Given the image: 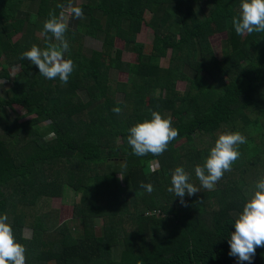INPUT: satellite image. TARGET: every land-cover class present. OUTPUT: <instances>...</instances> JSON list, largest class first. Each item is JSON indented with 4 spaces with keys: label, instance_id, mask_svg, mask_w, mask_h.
Listing matches in <instances>:
<instances>
[{
    "label": "trees",
    "instance_id": "obj_1",
    "mask_svg": "<svg viewBox=\"0 0 264 264\" xmlns=\"http://www.w3.org/2000/svg\"><path fill=\"white\" fill-rule=\"evenodd\" d=\"M28 1L27 18L20 0H0V54L5 66L21 67L0 98V215L7 214L25 247L26 264H238L227 240L264 177V141L254 137L264 136V32L235 33L231 20L241 0H73L83 18L71 16L65 33L64 55L74 63L67 84L20 58L33 44L44 48L42 36L30 35L26 46L10 39L27 25L43 29L49 13L59 17L68 0ZM145 11L153 33L149 54L136 42ZM212 25L225 34L220 58L209 42ZM116 38L136 54L135 63L121 59ZM118 73L127 75L125 82ZM0 77L9 78L7 70ZM14 106L32 119L17 123L5 113ZM152 111L170 117L179 135L160 156H136L128 129ZM224 131L240 132L247 142L238 146L231 171L207 191L194 168ZM151 163L157 172H150ZM178 166L199 189L183 205L168 191ZM142 182L154 190L146 192ZM68 190L79 201L72 203L73 219L58 225L46 201L64 202ZM252 264H264V248Z\"/></svg>",
    "mask_w": 264,
    "mask_h": 264
},
{
    "label": "clouds",
    "instance_id": "obj_2",
    "mask_svg": "<svg viewBox=\"0 0 264 264\" xmlns=\"http://www.w3.org/2000/svg\"><path fill=\"white\" fill-rule=\"evenodd\" d=\"M67 15L80 19L83 18V11L74 6L73 0H68ZM231 24L237 35L264 32V0H241L239 13L232 17ZM67 30L65 13L57 17L50 12L40 33L46 46L41 48L33 44L29 50L21 53L20 58L28 59L46 79L58 78L62 84H67L74 70L73 61L64 55L69 49L65 39ZM53 39L56 42H51ZM112 111L119 115L121 109L115 107ZM128 133L127 142L136 156H160L179 135L178 130L172 127L171 118H164L157 111L151 112V119H144L130 127ZM246 142V137L240 132L224 131L217 134L214 146L209 149L203 164L194 168L202 188L214 190L216 183L225 172L231 171L232 164L239 158L238 146ZM119 178L123 179L122 176ZM189 180L183 167H175L170 173L171 187L168 191L179 197L182 205L185 195L192 196L199 191ZM139 187L148 193L154 190L151 184L143 182ZM232 228L234 231L227 240L230 249L228 255L237 258L238 264H252L256 249L264 248V177L258 180L242 211L234 217ZM25 252V247L15 239L7 214L0 215V264H26Z\"/></svg>",
    "mask_w": 264,
    "mask_h": 264
},
{
    "label": "rangeland",
    "instance_id": "obj_3",
    "mask_svg": "<svg viewBox=\"0 0 264 264\" xmlns=\"http://www.w3.org/2000/svg\"><path fill=\"white\" fill-rule=\"evenodd\" d=\"M77 4L81 5V0H77ZM23 7V11L29 10V12L31 13L29 6H22ZM64 12L65 16H66V22H67V27L71 26V16L67 15V8H63L61 13ZM198 15H200V12L197 11ZM151 17V14L148 11L144 12V22L141 24V28L140 31L136 37V42L141 43L142 44V51L145 54H149L150 52V47H151V43H152V39H153V33L151 31V29L147 26V22L149 21ZM31 19L33 20V17H31ZM41 21V20H38ZM42 27H38L37 28V37L41 38L40 33L42 32ZM20 35L15 34L12 38V42H18ZM225 39V34L224 33H220L217 32V30L215 29L214 25H212V28L209 29V42L211 45V48L214 52L215 57L220 58L221 57V45H222V41ZM114 49H120L122 50V55H121V59L123 61H127L130 63H135L137 56L135 53H130V52H126L124 50V46H123V40L116 38L114 40ZM87 50V49H86ZM168 57L166 56L165 58H162L160 60V66L163 68L167 67L168 64ZM117 77V81L119 82H125L127 79V75L123 74V73H118L116 75ZM186 87V82L184 81H180L176 83V88L180 91H182L184 88ZM5 113H7L8 115L12 116L17 123H23L26 122L28 120H31L32 118L26 115V112L21 109L20 107H16L14 106L12 109H5ZM5 114H1V117L4 118ZM45 125L41 124L38 125L37 127L39 129H42ZM44 136H47V134H44L45 132L42 131ZM255 143L259 144L261 142L264 141V136L263 134L259 133V134H255ZM207 139V138H206ZM208 140V139H207ZM206 140V141H207ZM149 170L150 172H157L158 171V167L156 163H151L149 165ZM116 179L118 180V189H123L124 187V182L123 179L121 180L119 178V176H116ZM258 181L256 180V183ZM215 189V186H214ZM209 191V190H207ZM212 191V190H211ZM67 195L66 199H64L65 201L62 202L61 199H56L53 198L49 201H46V204L48 206V209L53 211L56 215L57 213V217H55V224L57 223L58 225H61L63 223H68L73 219V205L72 203L78 202L79 201V197H76L72 194L69 193V190L67 191ZM57 221V222H56ZM95 230H96V234L100 235L102 233V222L100 220H96L95 221ZM27 233V232H26Z\"/></svg>",
    "mask_w": 264,
    "mask_h": 264
},
{
    "label": "crops",
    "instance_id": "obj_4",
    "mask_svg": "<svg viewBox=\"0 0 264 264\" xmlns=\"http://www.w3.org/2000/svg\"><path fill=\"white\" fill-rule=\"evenodd\" d=\"M21 1V10L20 12L22 13V15L24 14L25 17L28 18L29 16V11L26 9V11H23V7L22 6H28L29 5V1L28 0H20ZM31 11V10H30ZM27 20V19H26ZM40 27L39 24H33L30 26H25L22 28V30L18 29L15 34L20 35V39L18 42H12V38L15 34L12 35L11 37V44H15V43H19L20 46H26V45H30L31 43H29V38L30 35H32L33 37L35 36V38H40L37 37V28ZM88 51V49H87ZM5 61V55L3 53L0 54V71L2 70V68H4V70H7V75L9 76V78L6 77H0V98H3L6 94V92L8 91L9 88H11L12 83L14 82V80L18 77V75L20 74L21 71V67L18 64H14V65H7L4 64L3 62Z\"/></svg>",
    "mask_w": 264,
    "mask_h": 264
}]
</instances>
